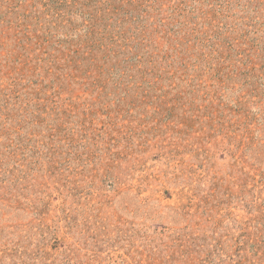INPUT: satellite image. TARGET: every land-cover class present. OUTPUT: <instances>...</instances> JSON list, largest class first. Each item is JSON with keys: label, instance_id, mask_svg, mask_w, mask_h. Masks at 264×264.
Segmentation results:
<instances>
[{"label": "rangeland", "instance_id": "1", "mask_svg": "<svg viewBox=\"0 0 264 264\" xmlns=\"http://www.w3.org/2000/svg\"><path fill=\"white\" fill-rule=\"evenodd\" d=\"M0 264H264V0H0Z\"/></svg>", "mask_w": 264, "mask_h": 264}]
</instances>
